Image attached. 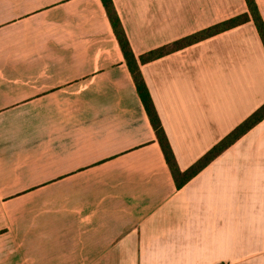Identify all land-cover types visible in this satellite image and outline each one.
<instances>
[{
  "label": "crops",
  "instance_id": "0c3cea01",
  "mask_svg": "<svg viewBox=\"0 0 264 264\" xmlns=\"http://www.w3.org/2000/svg\"><path fill=\"white\" fill-rule=\"evenodd\" d=\"M112 3L138 62L247 12ZM139 69L181 171L264 103L251 21ZM0 264H264V119L177 189L101 1L0 0Z\"/></svg>",
  "mask_w": 264,
  "mask_h": 264
},
{
  "label": "trees",
  "instance_id": "16d2710c",
  "mask_svg": "<svg viewBox=\"0 0 264 264\" xmlns=\"http://www.w3.org/2000/svg\"><path fill=\"white\" fill-rule=\"evenodd\" d=\"M107 18L112 27L113 34L119 45L120 51L123 55L127 69L132 77L136 92L140 98L143 108L148 117L149 123L155 133L156 140L160 146L166 165L173 178L177 189L185 185L191 178L198 174L204 167L213 161L218 155L224 152L228 147L235 143L247 131L264 119V103L260 105L254 112L224 136L219 142L213 145L204 155L196 160L186 170L181 171L176 163L175 157L168 143L164 130L161 126L159 117L156 113L151 97L148 93L145 82L142 78L139 69V63L144 64L170 54L172 52L181 50L185 47L191 46L199 41L208 39L219 33L235 28L242 24L251 21L256 29L261 44L264 49V22L260 16L258 8L254 0H244L247 7V12L229 18L227 20L216 23L198 32L182 37L170 44L164 45L160 48L148 51L139 57V62L134 57L129 46L127 37L122 28L121 22L118 18L116 10L113 6L112 0H100Z\"/></svg>",
  "mask_w": 264,
  "mask_h": 264
}]
</instances>
